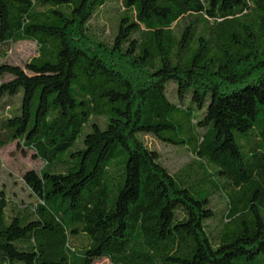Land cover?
<instances>
[{"label":"trees","instance_id":"1","mask_svg":"<svg viewBox=\"0 0 264 264\" xmlns=\"http://www.w3.org/2000/svg\"><path fill=\"white\" fill-rule=\"evenodd\" d=\"M143 134L196 158L173 174ZM14 141L45 166L36 204L0 190V264H264V0H0Z\"/></svg>","mask_w":264,"mask_h":264},{"label":"rangeland","instance_id":"2","mask_svg":"<svg viewBox=\"0 0 264 264\" xmlns=\"http://www.w3.org/2000/svg\"><path fill=\"white\" fill-rule=\"evenodd\" d=\"M113 13L114 11L108 12L93 21L95 30L103 33L104 37L108 39L113 36V26L110 20ZM6 53V56H1L2 62L19 65L27 70V63L38 55L39 50L34 41H19L11 44L6 49ZM142 138L150 148L156 149L162 154L163 163L169 167L173 174L179 172L196 158V155L186 148L168 144L156 136L143 134ZM44 166L45 162L41 158H37L32 150L21 147L18 141L0 149V190L5 191L11 206L23 209L38 202V198L30 191L24 180V173L28 170L40 171ZM215 200L220 208H224L221 197L216 196ZM109 262L108 258H102L94 264H109Z\"/></svg>","mask_w":264,"mask_h":264}]
</instances>
